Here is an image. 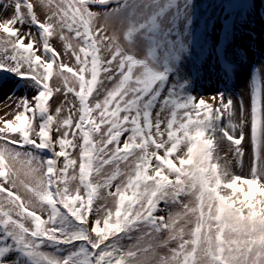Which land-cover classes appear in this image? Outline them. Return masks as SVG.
Returning <instances> with one entry per match:
<instances>
[{"label":"snow or ice","instance_id":"snow-or-ice-1","mask_svg":"<svg viewBox=\"0 0 264 264\" xmlns=\"http://www.w3.org/2000/svg\"><path fill=\"white\" fill-rule=\"evenodd\" d=\"M0 4V264H264L258 69L247 106L230 87L264 0Z\"/></svg>","mask_w":264,"mask_h":264},{"label":"rangeland","instance_id":"rangeland-1","mask_svg":"<svg viewBox=\"0 0 264 264\" xmlns=\"http://www.w3.org/2000/svg\"><path fill=\"white\" fill-rule=\"evenodd\" d=\"M3 2H6V0H3ZM256 7L257 9L260 8V0H256ZM95 11L96 9L93 8ZM37 13L40 14V9L37 8ZM9 12H4L2 8V4H0V17L9 15ZM254 24L251 27V31L254 32V37L248 36L246 34L241 35L236 38V45L244 50L246 53V59L243 61L241 65H243V73L251 75V70L253 67L258 69V77H259V84L262 93H264V19H262L258 14L253 15L252 17ZM114 28L120 29V25L114 24ZM121 35V41L123 42V31L120 32ZM50 43L56 48L58 52L61 53V55L64 54L63 46L58 41L57 38H51ZM70 56L71 53H68ZM74 63V60H73ZM54 71H55V65H54ZM239 72V71H238ZM242 72V71H241ZM243 75L237 74V76L230 82V87L233 89V99L239 100L241 97L244 99L245 105L247 106L250 103V94L246 92V89L243 85V83H240V77ZM15 81L10 80L7 77L0 76V120L3 119H12L16 108H15V99L9 101L7 100V97L13 93V87H14ZM49 84L52 87L61 86L62 84L59 83V78H57L55 75L50 78ZM218 89L223 90V85H217L214 81H210L208 79H205L200 82L198 85V93L199 95L207 98L213 95ZM24 90L17 91L15 93V96L22 95ZM29 96L32 95L31 92L28 93ZM72 98V95L69 94V99ZM63 99V93L56 94L54 93V96L52 100H50V104L52 108L54 109L57 106V102ZM211 102V101H209ZM7 113V116L5 115ZM224 153L221 152V156H223ZM231 159V168L233 171L238 175H247L250 171L251 166V148L249 144H245V154L243 156L242 162L238 163L235 159ZM223 160H221V163L223 164ZM18 167H21V178H24L23 176V170L26 166L24 165H18ZM244 169H241V168ZM243 171H241V170ZM161 215H167L166 213H161ZM146 243V242H145Z\"/></svg>","mask_w":264,"mask_h":264},{"label":"bare ground","instance_id":"bare-ground-1","mask_svg":"<svg viewBox=\"0 0 264 264\" xmlns=\"http://www.w3.org/2000/svg\"><path fill=\"white\" fill-rule=\"evenodd\" d=\"M242 67H243V65H241V67L239 68V72H238L239 75H241V74L243 75L242 77L239 76L240 77L239 78L240 79V83H243V85H244V87L246 89V92L250 94V87H251L250 80H251V75H249L248 73L244 75L243 68ZM241 169H244V168L242 167ZM241 171H243V170H241Z\"/></svg>","mask_w":264,"mask_h":264}]
</instances>
